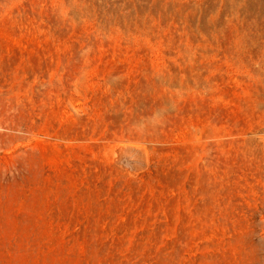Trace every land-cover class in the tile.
<instances>
[{
  "label": "rangeland",
  "instance_id": "1",
  "mask_svg": "<svg viewBox=\"0 0 264 264\" xmlns=\"http://www.w3.org/2000/svg\"><path fill=\"white\" fill-rule=\"evenodd\" d=\"M0 264H264V0H0Z\"/></svg>",
  "mask_w": 264,
  "mask_h": 264
}]
</instances>
